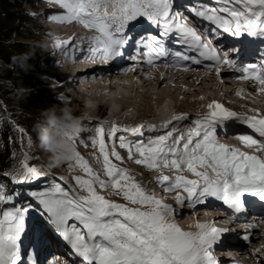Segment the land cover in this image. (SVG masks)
Listing matches in <instances>:
<instances>
[{"label": "snow or ice", "instance_id": "1", "mask_svg": "<svg viewBox=\"0 0 264 264\" xmlns=\"http://www.w3.org/2000/svg\"><path fill=\"white\" fill-rule=\"evenodd\" d=\"M48 3L63 10L50 19L75 21L92 30L93 34H85L81 43L72 45L73 55L80 52L93 63L110 64L122 58L134 42L144 51L130 57L136 65L129 71H137L141 60L154 68L155 61L171 57L172 62L165 64L167 69L191 72L202 67L217 77L229 70L234 79L264 94V51L257 62L245 63L239 55L242 48L227 47L229 38L241 45L243 37L264 42V0H196L185 5L192 22L182 12L174 11V0ZM141 19L156 29L155 34L140 35L138 39L129 35ZM70 39L56 40L54 47L66 49ZM169 40L180 48H169ZM84 41L86 50L82 47ZM234 91L239 95L244 89ZM206 107L207 111L197 113L183 130L178 125L189 119L186 112L159 125L119 126L113 122L105 129L98 122L90 138L98 149L97 168L75 152L70 167H79L84 175L74 176V185L65 188L53 181L39 190H14L16 197L30 200L0 209V264H38V245L49 235L63 242L69 258H76L66 259L63 264H222L216 250L227 246L238 230L217 226L214 220L197 222L194 231L184 230L176 217L185 209L196 211L197 206L212 201L226 207L231 213L229 220L241 218L249 198L264 207V114L256 108L250 110L254 113L251 115L238 112L215 99ZM233 130V139L242 148L221 141V135L226 139ZM18 131L24 133L23 128ZM145 132L150 134L146 139ZM117 133L123 135L116 137ZM64 135L76 143L77 133ZM105 137L112 143H106ZM117 140L129 161L156 173L154 182L163 192L174 193L173 203H166L155 191L148 190L129 168L122 166L125 157L117 151ZM28 144L31 146L30 140ZM28 159L25 153L18 167L5 177L13 184L38 182L45 173L30 166ZM5 188L6 183L0 180V203L6 204L13 195L6 196ZM109 197H118L122 202ZM242 227L241 238L249 241L251 230L259 224ZM25 239L37 246L35 255L28 251ZM250 255L256 264H264L260 247L253 248Z\"/></svg>", "mask_w": 264, "mask_h": 264}, {"label": "rangeland", "instance_id": "2", "mask_svg": "<svg viewBox=\"0 0 264 264\" xmlns=\"http://www.w3.org/2000/svg\"><path fill=\"white\" fill-rule=\"evenodd\" d=\"M29 8L31 10V13L38 15L41 18L44 33L46 35L44 39L47 40V42L45 45L46 49L44 51V54H45V59L47 60L46 68L49 70L48 71L49 74H51L52 83L50 84V87L59 88L60 94L63 95L61 99V103L64 106H67L65 110L69 111L71 114H74L77 118H79V121L85 122V124L89 126L88 130L85 131L87 139H83L80 136H76L75 145L77 152L85 160H87L90 166H92L94 169L97 168L95 156L98 155V149L93 147L90 138L95 135V128L98 126V122L99 124H102L105 129H108L111 127L113 122H115L119 126H132L134 121L136 123L137 122L145 123V121L155 120L158 118L163 120L165 116L168 118L169 116L172 117L173 115H176L178 113H185V112H188L190 119H194L197 113L207 111L206 106L212 100L207 101L205 96L211 94H215L214 97L216 98L215 100L221 103L222 101H220V99L222 98L221 100L226 99V101L236 104L235 105L236 107H232L231 105H228V107L231 109L242 111L243 113H247V114H254L250 110L256 108L259 109L262 114H264V97H263L264 95L262 94L259 95L254 90L248 91L247 93H250L248 95L247 93L245 95L244 91L241 92L239 95H237L236 91L234 90L241 89V87L237 86L236 88L232 89L234 84L238 82L235 81L236 79H234L233 76H231L232 75L231 71L230 72L224 71L227 74H221L220 77L215 76V74L213 76L210 74L209 77L206 76L204 79H202L203 81L201 80L200 75L199 76L193 75L187 80L186 84L185 83L183 84L181 81L179 82L180 79L178 80L173 79V81H171L172 79L168 78L167 84L170 85L169 90L171 89L170 93L171 92L172 93L170 94V98L164 99V102H161L158 99H156V95L153 93H151V96L148 97L145 96L146 95L145 90L149 88L144 84L145 78L148 76L147 73L141 72V75L136 74L128 78L129 81L135 82L136 84L137 90L135 89L134 91L126 90V88L123 87L124 80L116 75L109 77V79H107L106 77L107 80L106 81L104 80L106 83H104L101 87L92 86L93 82H95L94 81L95 78L93 77L89 78L83 76L81 73L77 74L76 77L75 75L72 77L73 72L74 70H76L77 67L75 62H72L73 61L72 59L75 58V54L74 55L72 54V45L74 43H79V42L75 40L74 42H69V44L66 46V49L54 47V43L56 40L69 39L71 35H75L76 33L78 36L81 35L84 36L85 34H93L92 30L85 29L84 27H81L80 24L78 23L74 24V26H72L71 28V22L61 23L59 21L50 19L52 15L61 14L63 10L60 9L58 5L48 3V0H29ZM24 43L40 46V44H38L33 40H25ZM130 63L131 62H128V66H130ZM198 69L200 71L203 70L202 67H198ZM68 73L74 79V82L70 80L71 77L68 75ZM205 74H201V75H205ZM66 78L67 80L65 81ZM221 81H223V83H221ZM239 81L241 82V86H242L243 81L241 80ZM64 82L65 84L67 83L68 85L67 84L63 85ZM108 83L111 84L112 89L108 88L109 87ZM175 85L176 86L178 85L180 89L179 88L176 89L177 87H174ZM231 89H232L231 95L229 97H226L227 96L226 92L228 93V91H230ZM118 94H123L124 96L130 97L131 102L129 106L127 105L123 107V109L119 112V114L113 117H109V108L111 106L114 105L115 109L120 107L119 102L115 101L114 99L115 97L119 98ZM114 95L115 97L113 98ZM239 98H241L246 102L238 101ZM202 106L206 107L204 111L200 110ZM184 122L186 123V121ZM184 122L178 125L181 128V130H183L187 125L191 123L190 122L185 124ZM32 124H33L34 136L31 144V153L26 152L29 157L28 163L30 166L38 167L41 172L45 173V176L41 178L38 182H34L31 185L13 184L10 178L5 177L4 174L13 172L18 167V162L24 159L25 151H22L21 158L14 164L13 167L0 169V179L7 181L5 188V195L6 196L13 195V200L11 202L6 204L0 203V209L12 208L23 204L25 200H30V198L26 196L16 197L14 195V190L15 192H20L21 190L42 189L46 187V185L42 184L45 178H46V183L47 182L51 183L54 181L55 183L60 184L61 186L67 188L69 185H74L75 183L73 179L74 176L84 175V173L79 167H70V165L74 164L73 160L70 162L61 163L59 165L54 164L51 158L52 154L48 152L46 149H44L40 145L39 140L37 139L36 131H39L42 134H50L55 132L58 135H64L65 132L67 131L64 130L62 124L58 126L49 123L46 116H42L40 122H38L35 119ZM120 135H123V133H117L116 137H119ZM148 135L150 134L145 132L144 138L146 139ZM105 139H106V143L109 144L112 143L111 141H108L107 137H105ZM134 139H140V137H136ZM220 139L222 142L238 145L235 142V140L232 139L231 137L230 139L227 138L225 139L221 135ZM116 145H117V151H119L121 155L125 157L122 166L129 168L131 172L136 176L137 180H139L148 190L155 191L157 195L163 197L165 201L170 200L169 196H173L174 193H165L163 192V190L159 189L160 187L153 180V177L156 175V173L150 172L147 169H145L143 166L136 165L134 162L129 161L127 159L126 151L118 147V140L116 141ZM238 147L242 148L240 144L238 145ZM113 162H116L114 158H113ZM77 190L79 191V189ZM101 194L104 193L102 192ZM109 198L116 199L118 202H122L119 200L118 197H109ZM197 210H202L201 216L198 219L199 222H211L214 220L217 226L230 224L229 223L230 220L228 219V216L223 218V215L217 209H215V211L214 210L206 211L204 210L203 207ZM184 213L185 214L183 215H187L189 213H193V210L187 209L184 210ZM215 213L216 214L220 213L221 217H219L218 219V216ZM233 226L234 227L231 228L236 229L235 225ZM186 229L187 228H185L184 230ZM255 232L261 234L262 232H264V230L261 228H257ZM237 234L241 238L244 233L243 231L238 230ZM240 244H242V247L246 249L244 251V255L241 257L240 260L235 259V257L238 256L237 253H235L236 251L228 252V250H230L229 249L230 247H223L217 249L216 255L222 258V263H225V260L229 259L227 256H233L234 257L233 259L228 260L229 264H233V261H238L239 264H256L254 258L250 255V252L253 248H258V247H260L261 251L264 252V249H262L261 247L262 245H264V243H260L258 245L251 241H245V242L242 241ZM28 245L29 242L27 243L26 247Z\"/></svg>", "mask_w": 264, "mask_h": 264}, {"label": "trees", "instance_id": "3", "mask_svg": "<svg viewBox=\"0 0 264 264\" xmlns=\"http://www.w3.org/2000/svg\"><path fill=\"white\" fill-rule=\"evenodd\" d=\"M45 37L41 18L31 13L29 0H0V169L13 167L22 151L31 153L28 141L32 144L35 119L40 122L46 116L49 123L62 124L67 106L61 103L59 88L50 87ZM25 40L40 46L25 44ZM88 128L80 121L75 133L87 139Z\"/></svg>", "mask_w": 264, "mask_h": 264}, {"label": "bare ground", "instance_id": "4", "mask_svg": "<svg viewBox=\"0 0 264 264\" xmlns=\"http://www.w3.org/2000/svg\"><path fill=\"white\" fill-rule=\"evenodd\" d=\"M74 24H77V23H75V22H71V28H72V26H74ZM65 37V36H64ZM77 37H80V36H78L77 35V33L75 34V35H71L70 36V41L69 42H74V40L76 41V38ZM250 47V46H249ZM251 53H252V55H254L255 54V50H254V48H253V50L251 51ZM244 53H240L239 55H240V58L241 59H243V57H244V55H243ZM256 55V54H255ZM252 57V56H251ZM127 58V57H126ZM124 59V56L121 58V60H120V62L116 65V64H110L109 66H103V65H99V64H97V63H89V61L88 60H86L85 59V57L84 56H80L79 54L74 58V59H72L73 61L72 62H75V64L77 65V67H76V70H74V72H73V75H72V77L75 75V77L77 76V74H79V73H81L83 76H86V77H93V78H95V82H93V84H92V86H97V87H101L104 83H106L105 81L107 80V79H109V77H110V75H116V76H118L119 78H121V79H123L124 80V86L123 87H125L126 88V90H132V91H134L135 89H136V84H135V82H131V81H129V77H132L133 75H138V74H140L141 75V72L143 71H145V69H141L140 67L138 68V70L137 71H135V72H133V71H129V69H128V61H129V59ZM234 59L236 58V57H233ZM247 61V63H249L251 60H250V58H248V60H246ZM195 67V66H194ZM148 71V70H147ZM225 72H230L229 70H225ZM221 73V74H227V73ZM70 73V72H69ZM68 73V75L70 76V74ZM146 73V72H145ZM161 73H164V77H163V79L161 78ZM206 72L204 71V70H199L198 69V67H197V70L196 71H191V72H183V71H181L180 69L178 70V71H176V72H174L172 69H167V68H165V67H159L158 65H156L154 68L153 67H150V69H149V71L147 72V77L145 78V81H144V84H145V86H148L149 88L148 89H146L145 90V96H151V93H153V94H155L156 95V99H158L159 101H161V102H164V99H166V98H170V94L172 93H170V90H169V86L170 85H168L167 84V80H168V78L169 79H172L171 81H173V79L174 80H178V79H180L179 80V82L181 81L183 84L185 83L186 84V82H187V80L190 78V77H192L193 75H200V77H201V80L202 79H204L206 76H208L209 77V73H206ZM201 74H205V75H201ZM143 75V74H142ZM212 76L214 75V74H211ZM197 76V77H198ZM232 76V75H231ZM230 76V77H231ZM71 77V76H70ZM71 77V81L72 82H74V79ZM106 77H107V79H106ZM117 77V78H118ZM142 77V76H141ZM145 77V76H144ZM143 77V78H144ZM196 77V78H197ZM140 79V78H139ZM198 79V78H197ZM67 80V78L65 79V81ZM105 80V81H104ZM104 81V82H103ZM203 81V80H202ZM235 81H237L238 83H235L234 84V86H233V88L232 89H234V88H236L237 86L238 87H241V88H243L244 89V94L246 95V93L248 92V91H253V86L251 85V84H248L247 82H245V81H243L242 83H243V85L241 86V82L239 81V80H235ZM72 82H71V84H72ZM70 83V82H69ZM67 84V83H66ZM65 84V82L63 83V85H66ZM109 84V89H112V86H111V84L110 83H108ZM140 84V83H139ZM68 85V84H67ZM70 85V84H69ZM153 85V86H152ZM106 86V85H105ZM111 86V87H110ZM137 86H139V85H137ZM144 86V85H143ZM117 87V86H116ZM174 87H177L176 89H178L179 87H178V85L176 86H174ZM104 88V87H103ZM124 88V89H125ZM151 88H153V89H151ZM141 89V88H140ZM180 89V88H179ZM232 89L230 90V91H228V93L226 92V94H227V96L226 97H229L230 95H231V93H232ZM137 90V89H136ZM114 92V91H113ZM118 93H120V92H118ZM248 94H250V93H247V95ZM119 95V98L117 97H115V95L113 96V98L115 99V101H117V102H119V105H120V107L119 108H117V109H115V107H114V105L113 106H111L110 108H109V117H113V116H115V115H117V114H119V112L123 109V107H125V106H129V104H130V102H131V100H130V97H128V96H124L123 94H118ZM132 95V94H131ZM259 95H261V94H259ZM262 95H264V94H262ZM223 96V95H222ZM215 97V94H211V95H206L205 96V98L207 99V101L209 100H213V99H216V98H214ZM220 97V96H219ZM264 97V96H263ZM222 99V98H221ZM220 99V101H222V103L226 106V107H228V105H231L232 107H236L235 105L236 104H234V103H230V102H228V101H226V99H223V100H221ZM234 100H237V99H234ZM238 101H241V102H246V101H244V100H242L241 98H239L238 99ZM205 102V101H204ZM243 104H245V103H243ZM99 106H100V104H99ZM102 106V105H101ZM256 106H258V105H256ZM262 106V105H261ZM238 107V106H237ZM243 107V106H242ZM205 108L206 107H204V106H202L201 108H200V110L201 111H204L205 110ZM232 110H235V109H232ZM235 111H238V110H235ZM238 112H242V111H238ZM186 113H188V112H186ZM190 113H193V112H190ZM202 113V112H201ZM243 113V112H242ZM170 117V116H169ZM166 116H165V118H163V121H165L166 120ZM160 119V118H159ZM148 120H150V119H148ZM156 120V119H155ZM155 120H150V121H145V123H141V122H135L134 121V123H133V125L132 126H135V124H144V125H147V124H152L151 122H153V121H155ZM162 120V119H161ZM191 121H190V118L188 119V120H186V123L185 124H187V123H190ZM184 127H185V125H184ZM183 127V128H184ZM182 128V129H183ZM235 131L236 130H233V131H231V132H229V135H228V137H227V139H230V137H232V136H230V135H234L233 133H235ZM136 138V137H135ZM236 143H237V141H236ZM238 144V143H237ZM239 145V144H238ZM238 145H236V144H234V146H236V147H238ZM243 150H248V149H243ZM44 182L42 183V184H44V185H46V186H49L48 184H50L49 182H47L46 183V178L43 180ZM159 189H161V188H159ZM162 190V189H161ZM166 203H173V201H172V198H170V200H166L165 201ZM223 205L222 204H220V203H217V202H215V201H212L211 202V204L210 205H206V206H197V209H199V208H203L204 207V210H214L215 211V209H217V210H219L220 212H221V214L223 215V218H225V217H227L226 215H227V213H226V210H224V208L222 207ZM206 207V208H205ZM185 210H187V209H185ZM188 210H191V209H188ZM205 211V212H206ZM204 212V213H205ZM201 213H202V210H196V211H193V213H189V214H187V215H183V214H185L184 213V211L179 215V217L177 216L176 217V222L178 223V224H180L181 223V226H182V229H185V228H187V229H192V230H195V225H196V223L197 222H199L198 221V219L200 218V216H201ZM208 213H209V211H208ZM216 214V213H215ZM221 214L220 213H218V214H216L217 216H218V219H219V217H221ZM226 214V215H225ZM34 215V214H33ZM203 215V214H202ZM258 216H261L262 214H257ZM180 216H182V217H180ZM207 216V215H206ZM182 218V219H181ZM204 218V217H203ZM209 219V218H208ZM207 219V220H208ZM217 219V218H216ZM203 221V220H202ZM263 221V220H262ZM239 226H240V223L238 224ZM180 226V225H179ZM221 227H234L233 226V223L231 222L230 224H227V225H223V226H221ZM186 229V230H187ZM252 231V235H251V237H250V241L251 242H253V243H255V244H260V243H264V236H262L260 233H256L255 231H256V229H253V230H251ZM245 242L244 240H242L241 238H240V236L238 235V234H236V235H234L229 241H228V244H227V246H225V247H230L229 249L230 250H228V252H230V251H236L237 252V257H235V259L236 260H240L241 259V257L244 255V251L246 250V249H244V247H242V244H240L241 242ZM29 242V244H31L32 245V243L30 242V240L29 239H25V241H24V244H25V246L27 245V243ZM253 245V244H252ZM39 247H41V250H42V248H45L47 251H52V250H58L59 252H56V253H65L66 252V248L63 246V242L62 241H60L55 235H49V236H47V237H45V239H44V241H43V243L42 244H39L38 245ZM219 249V248H218ZM262 249H264V247H262ZM241 251H242V253H241ZM66 255V254H65ZM229 260V259H228ZM228 260L226 259L225 260V263H222V264H229L228 263Z\"/></svg>", "mask_w": 264, "mask_h": 264}, {"label": "clouds", "instance_id": "5", "mask_svg": "<svg viewBox=\"0 0 264 264\" xmlns=\"http://www.w3.org/2000/svg\"><path fill=\"white\" fill-rule=\"evenodd\" d=\"M48 111H53V109H48ZM60 122L62 123L64 130L67 132H77L80 130L79 118L72 116L69 111H62ZM36 134L40 145L52 154L51 158L54 164L59 165L73 160L77 149L76 145L73 144L67 136L58 135L55 132L42 134L39 131H36Z\"/></svg>", "mask_w": 264, "mask_h": 264}]
</instances>
